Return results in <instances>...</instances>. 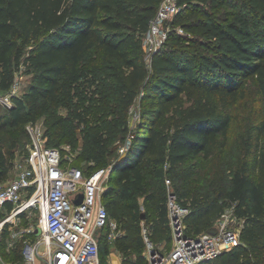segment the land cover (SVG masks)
<instances>
[{
  "label": "trees",
  "instance_id": "16d2710c",
  "mask_svg": "<svg viewBox=\"0 0 264 264\" xmlns=\"http://www.w3.org/2000/svg\"><path fill=\"white\" fill-rule=\"evenodd\" d=\"M161 1L0 0V91L10 89L22 66L34 72L29 91L15 95L9 112L0 113V182L10 176L17 146L2 130L18 127L29 136L26 125L45 115V141L58 145L61 121L51 117L53 108L63 102L78 122L88 124L98 110L99 70L112 78L124 110L142 89L149 99L125 155L111 170L117 182L111 187L114 196L103 195L110 217L111 209L126 229L115 239L126 255L123 264H135V252L142 255L144 226L153 243L171 239L173 233L169 194L147 188L145 168L150 166L161 180L167 173L191 179L192 155L203 152L209 157L226 145L232 120L226 109L245 95L249 77L255 78L264 100V0H233L230 7H224L227 0H178L180 11L169 21V37L149 67L143 37ZM178 24L188 33H179ZM92 52L101 56V69L84 64ZM98 130L85 133L94 146L87 158L109 167V138L104 137L106 129ZM127 130L128 125L122 131ZM248 141L253 162L245 160L228 186L191 199L186 191L175 192L190 207L185 224L194 232L186 230L189 235L212 229L230 204L244 219L239 245L198 264H264V119L249 131ZM140 196L150 206L145 211ZM212 214L218 216L215 221L209 218ZM106 228L100 235V254ZM21 247L19 242L6 256L23 257ZM218 258L219 263L212 262Z\"/></svg>",
  "mask_w": 264,
  "mask_h": 264
},
{
  "label": "built area",
  "instance_id": "2783aa9c",
  "mask_svg": "<svg viewBox=\"0 0 264 264\" xmlns=\"http://www.w3.org/2000/svg\"><path fill=\"white\" fill-rule=\"evenodd\" d=\"M178 11V0L161 1L143 37L144 48L151 58L165 45L170 33L169 21ZM180 30L184 29L180 27ZM19 90V81L15 80L9 90L0 91V105L12 107ZM28 126L33 141L31 153L18 160V173L14 178L0 183V234L8 222L20 219L23 212H32L38 207V221L28 230L42 229L39 243L45 245V249L42 252L37 245L28 244L29 264H37L39 257L44 260L42 264H100L102 231L109 227L112 240L121 234L103 200V182L111 173L112 165L89 173L78 166H67L61 148L47 145L44 133L34 125ZM126 148H122L123 153ZM166 181L170 183L171 179ZM81 195L82 199L76 202ZM168 207L175 245L167 253L157 249L144 226L149 264H198L216 258L242 242L241 222H233L238 218L234 208L231 209L232 218L227 210L221 214L213 227L216 232L205 230L189 235L185 217L190 213V207L182 205L173 191L169 193ZM174 216H177L176 220ZM153 248L154 254L151 253ZM0 264L4 263L1 261Z\"/></svg>",
  "mask_w": 264,
  "mask_h": 264
},
{
  "label": "rangeland",
  "instance_id": "374dc122",
  "mask_svg": "<svg viewBox=\"0 0 264 264\" xmlns=\"http://www.w3.org/2000/svg\"><path fill=\"white\" fill-rule=\"evenodd\" d=\"M227 5L224 7H230V4H234L233 0H227ZM179 11L173 14L171 19H175ZM180 25L179 33L187 34L186 30L181 31ZM145 50V48H144ZM145 62L150 67L151 66V56L145 50ZM85 65L99 68L103 63L101 56L97 52L90 53L83 61ZM101 69V68H99ZM100 83L97 86V93L95 96V104L98 108L95 115H91L88 124H82L78 122L73 116V111L68 108L63 102L56 104L53 108V114L51 117L55 120L61 121L60 132H61V142L56 145L61 148L63 156L67 159V166H78L83 170L91 167H108L106 164H99L95 160L89 161L87 154H90L91 149L94 147L91 143V138L86 137L87 132H95L99 128L106 129L104 131V137L109 138V166L113 165L117 159L125 155L122 152V148H126L130 139H132V131L136 130L139 122L145 116V106L148 105L149 99L145 97L144 90L139 92L137 99L131 104L128 110H124L120 103L118 102V94L113 88L112 78L109 74H106L104 70H99ZM34 79V72L28 70L25 66H22L20 70L15 73V80L19 81L20 90L19 94L24 95L29 91L31 82ZM246 91L245 95L238 99L233 104L229 105L226 109L231 117V123L227 131L226 145L222 150L219 149L214 155L206 157L203 152L199 154H194L188 159V163L192 164L195 169V173L189 180L174 179L168 173L166 174L165 180H161L154 176L152 168L147 166L145 168V184L147 188L151 191L154 189H160L166 191L169 194L171 191L178 192L186 191L188 198L192 196H202L206 194H216L221 185L228 186L230 177L232 173L242 165L245 160L253 162L252 156L249 155L250 141L249 131L252 127L264 119V100L260 97L257 91V83L254 77H249L246 80ZM106 107V111L103 112V108ZM8 113L6 107H0V113ZM45 115L37 118L35 122H29L26 125L25 133L29 136H25L23 132L19 130L18 127H7L2 131L9 136L11 141H16L15 152V162L14 168L18 171L16 164L18 165V160L23 159L30 155L33 141L32 135L29 131L28 125H34L39 128L44 134L46 131ZM128 125L127 132L122 131L124 127ZM101 131V130H98ZM102 132V131H101ZM31 135V136H30ZM219 138H223L220 133ZM47 145H54L46 143ZM94 166V167H93ZM171 177V182L167 183L166 179ZM12 178V177H11ZM5 180L2 184H4ZM1 183V182H0ZM117 182L114 177H111V173L105 178L103 182L104 194H106V199H110L114 196L110 193L111 187L116 186ZM109 192V193H108ZM191 199V198H190ZM189 199V200H190ZM140 201L142 203V209L145 211L148 207L144 204V196H140ZM233 205L230 204L226 207L227 212L231 213ZM112 219L117 222L118 225H123L122 217H115L112 213ZM39 208H34L32 212L25 211L21 214L20 219L12 220L7 223L6 230L0 234V240L4 239V244L1 245L0 242V262L4 264H29L27 262V249L28 244L37 245L39 249L43 252L45 245L40 244L42 230H40L38 235L30 234L29 227L32 223L38 221ZM1 217V212H0ZM217 215L212 214L209 216L211 221L217 219ZM231 218L233 217L231 213ZM146 221L143 220L141 225H144ZM235 223H243L244 219L239 216L235 220ZM185 228L189 232H194V229ZM122 227V226H121ZM40 228V227H37ZM109 228V227H108ZM106 228L104 233V240L101 245L100 254V264H123V259L126 257L116 245V240H112L109 236L110 228ZM204 228V226H203ZM41 229V228H40ZM204 230V229H203ZM122 234L126 233V229L122 227ZM21 242L22 251L24 253L23 257L11 260L6 254L11 253L12 249ZM175 245L174 233H172L171 239H164L161 242L154 243L157 249L163 252H170ZM132 259L135 264H149L148 258V247L145 243V247L142 255L135 252L132 254ZM221 259H215L213 263H219ZM44 262L42 257L37 258V264H42Z\"/></svg>",
  "mask_w": 264,
  "mask_h": 264
},
{
  "label": "water",
  "instance_id": "95a60500",
  "mask_svg": "<svg viewBox=\"0 0 264 264\" xmlns=\"http://www.w3.org/2000/svg\"><path fill=\"white\" fill-rule=\"evenodd\" d=\"M121 158H122V157H120L119 159H117V160L115 161V163L113 164L112 168H113V167H114V166H115V165L121 160ZM81 199H82V195H81L80 198H77V199H76V202H78V201L81 200ZM173 219L176 220V219H177V216H174ZM175 226H178V223H177V222H175ZM40 230H42V229L37 228L36 231H35V233H36L38 236L41 234V233H39ZM209 231H211V232H216V229H215V228H212V229H210ZM41 232H42V231H41ZM154 252H155V249H154V248L151 249V253L154 254Z\"/></svg>",
  "mask_w": 264,
  "mask_h": 264
},
{
  "label": "crops",
  "instance_id": "0c3cea01",
  "mask_svg": "<svg viewBox=\"0 0 264 264\" xmlns=\"http://www.w3.org/2000/svg\"><path fill=\"white\" fill-rule=\"evenodd\" d=\"M17 173H18V171L13 167V169H12L11 172H10V176H9V178L7 179V181L10 180V179H12V178H14V177L17 175ZM11 177H12V178H11ZM3 182H4V181H3ZM3 182H1V184H2Z\"/></svg>",
  "mask_w": 264,
  "mask_h": 264
}]
</instances>
